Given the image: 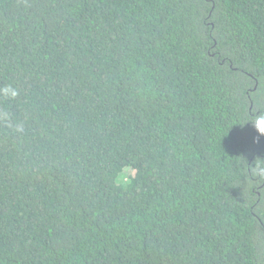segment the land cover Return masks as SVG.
Segmentation results:
<instances>
[{
  "label": "trees",
  "instance_id": "trees-1",
  "mask_svg": "<svg viewBox=\"0 0 264 264\" xmlns=\"http://www.w3.org/2000/svg\"><path fill=\"white\" fill-rule=\"evenodd\" d=\"M258 111L264 0H0V264H264Z\"/></svg>",
  "mask_w": 264,
  "mask_h": 264
},
{
  "label": "clouds",
  "instance_id": "clouds-1",
  "mask_svg": "<svg viewBox=\"0 0 264 264\" xmlns=\"http://www.w3.org/2000/svg\"><path fill=\"white\" fill-rule=\"evenodd\" d=\"M5 94L11 97L17 95V91L11 87L6 88ZM252 127L257 133L256 139L264 137V111H258L250 119ZM134 170L129 166H125L123 169L119 170L113 177V183L117 187H127L132 183ZM254 175L259 174L261 177H264V168L257 167L253 173Z\"/></svg>",
  "mask_w": 264,
  "mask_h": 264
}]
</instances>
